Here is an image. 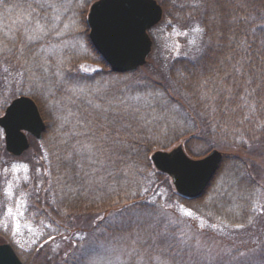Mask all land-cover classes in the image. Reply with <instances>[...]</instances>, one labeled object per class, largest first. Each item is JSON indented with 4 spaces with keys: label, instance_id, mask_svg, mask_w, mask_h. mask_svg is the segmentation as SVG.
I'll list each match as a JSON object with an SVG mask.
<instances>
[{
    "label": "trees",
    "instance_id": "trees-1",
    "mask_svg": "<svg viewBox=\"0 0 264 264\" xmlns=\"http://www.w3.org/2000/svg\"><path fill=\"white\" fill-rule=\"evenodd\" d=\"M20 1L28 9L29 4L25 0ZM159 2L164 8L161 22L173 16L175 24L185 30L192 26L201 29L193 45L179 43L175 50H171L172 55L150 57V53L144 66L126 73H116L88 39L100 64V69L90 79H107L108 88L112 86L115 92L110 96L105 93L94 96L91 92L75 89L76 82L66 77L69 81L67 84L72 87L68 91L69 96L74 94L76 98L73 99L75 102L68 104V108L78 106L80 109L76 116L72 114L74 124L79 130L82 125L87 132L86 136L80 133L79 141L85 139L87 145H92V153L67 158L55 130L50 136L57 151L54 148L51 150L47 166L49 170H46L53 179L51 184L47 185L44 174V178L39 179L36 174L38 163L29 161L33 173L28 184H25L29 212L36 221L46 223L53 230V235L67 230L73 234L81 233L85 239L114 237L119 220H115L113 214H106L110 209L120 215L126 210V214H136V208H151L148 199L162 196L153 183L168 177L165 172L151 166V154L158 148L173 147L181 138L186 140L187 152L195 157L216 145L235 146L264 155V150L257 145L264 143V0H176V7L170 9L164 1ZM124 74H129L125 82L120 79ZM131 87L138 91L157 89L163 96L164 102H161L163 105L158 112H165L169 117L165 116L161 135H158V128L162 124L160 120L151 117L142 108H139V113H133V108L128 110L130 113H123L114 106V95L126 88L131 90ZM35 100L42 110L40 101ZM106 100L113 104L116 111L112 107H103ZM179 112L189 119L187 123L179 124L180 121L171 116H181ZM189 113L196 120L190 119ZM169 121L172 125L165 126ZM146 123L151 125L147 126ZM147 128L151 131L148 132ZM101 132H106L110 139L102 140ZM113 141H116L115 146ZM191 142L200 145L192 149L188 145ZM3 143L2 138L0 150L4 152ZM36 146L37 140L32 137L31 147L25 153L28 154ZM38 150L37 155L40 156L42 148ZM5 154L8 152L5 151ZM233 165L235 170L228 168L223 174L219 173V177L216 174L196 201H202L214 192L220 193L230 203L236 202L232 210L240 214L238 219L242 217L244 221H251L256 214L254 203L258 197L257 183L261 175L254 161L249 159L237 158ZM3 166L4 163L1 168ZM229 172L231 175L227 182L225 175ZM173 194L172 198L181 196L184 201L188 199L187 203L194 201L177 190ZM107 195L111 198L103 202L101 198ZM166 201H160V210L169 213L172 208ZM202 207L208 211V205ZM167 217L170 216L163 215L165 220ZM259 219L262 221L252 223L257 224L259 229L260 240L257 242L263 240L264 229L263 216ZM122 221L124 223L125 220ZM138 223L144 226L145 221ZM165 223L171 224L169 221ZM157 225L155 222L152 226L145 224L142 234L148 237L146 244L155 243L162 257L173 254L172 247H164L173 243V238L160 232L161 228ZM165 227L179 242L185 235L181 225L175 227L183 230L174 226L171 228L170 225ZM247 253L252 256L245 257ZM263 254L264 247L261 246L246 250L241 258L247 262L243 264H264Z\"/></svg>",
    "mask_w": 264,
    "mask_h": 264
},
{
    "label": "rangeland",
    "instance_id": "rangeland-1",
    "mask_svg": "<svg viewBox=\"0 0 264 264\" xmlns=\"http://www.w3.org/2000/svg\"><path fill=\"white\" fill-rule=\"evenodd\" d=\"M92 1L25 0L29 4L27 9L20 0H0V115L4 113L12 98L26 94L40 101L42 105V110H40L47 123L43 137L36 138L37 146L35 149L32 148L28 154L25 153L28 149L22 155H13L6 147L5 151L8 154L0 150V241L11 243L26 264L247 263L241 258L242 255L245 256L246 250L264 247V229L263 240L257 242L260 240L259 229L257 224H252L254 221L256 223L262 221L259 219L260 216L264 219V155H257L249 150H240L235 146L216 145L212 147L222 150L224 154L216 174L219 177V173L223 174L224 171H228V168L235 170L233 164L237 162V158L254 161L261 179L257 183L258 197L254 203L256 214L251 221H244L242 217L238 219L240 214L232 210L236 202L230 203L220 193L214 192L210 196L207 195L202 201H196L198 198H190L194 200L189 201L190 203H187L188 199L184 201L181 196L172 198L176 188L172 177L166 172L167 179L153 183L162 196H153L148 199L151 208H144V210L136 208L134 212L136 214H126V210L120 215H116V211L110 209L109 214L106 215L113 214L115 220H119L115 227L114 237L85 239L81 233L73 234L67 230L53 235V230H50L46 223L36 221L34 215L29 212L26 197L28 192L25 187L33 175L29 161L33 160L38 163L36 174L39 175V179L42 180L44 178L42 174H44L47 185L51 184L53 179H50L46 170H49L47 166L51 150L54 148L57 151L50 136L55 133V130L58 132L57 137L60 138L61 144L63 143V151L67 158L68 156L79 157V155L84 157L86 152L90 155L92 153L90 149L92 145H87L85 139L79 141L80 133L86 136L87 132L82 125L79 130L74 124L72 114L76 116L75 114L80 112V109L78 106L68 108L69 103L75 102L73 101L75 96L74 94L69 96L68 91L72 87L67 84L69 81L66 77H71L76 82L75 89L81 92H91L94 96L101 95V93L110 96L115 92L112 91V86L108 88L107 79H90L92 74L100 69L98 56L88 41L90 40V28L86 18ZM163 1L168 5V9L177 5L176 0ZM172 17L164 18L163 22L160 21L149 29L148 32L153 39L150 57L159 54L172 55L171 50H175L179 43L193 45L194 41L196 42L195 39L199 32L195 29L198 27L192 26L185 30L175 24ZM120 79L125 82L129 79V74H124ZM156 90L138 91L132 87L131 90L126 88L118 91L113 101L114 106L123 113L129 112L128 110L132 108L135 110L133 113H139V108H142L141 110L148 112L151 117H156L155 119L162 123L158 128V135H161L164 130L165 116H169L165 112H158L164 100ZM103 107L106 109L112 107L116 111L109 100L104 101ZM179 114L181 116H171L179 120V124L189 121L187 117H183L184 113L179 112ZM189 114L190 119L196 120L193 114ZM146 124L151 125V123ZM165 124V126L172 125L170 121ZM147 130L151 131L149 128ZM2 138L4 141V134L0 135V140ZM184 139L181 138L174 146L182 143L185 147L186 140ZM195 143L191 142L188 145L192 149L194 146L199 147L200 144L195 145ZM3 144L5 145V141ZM257 145L264 150V143L259 142ZM39 148L43 151L40 156L37 155ZM3 163L4 166L1 168ZM151 166L153 167L154 164ZM230 175V172L225 175L227 182L230 180ZM9 186H11V194L8 191ZM109 198L111 196L107 195L101 199L104 202V199ZM162 200H167L166 204L171 206V212L160 210ZM207 205L209 206L208 211H205L206 208L202 206L207 207ZM9 208L12 209L11 214L8 212ZM145 209L149 210L145 213ZM186 210H191L193 215H187ZM166 214L170 217L165 220L163 215ZM122 220H125L124 223ZM138 221H145V224L148 223L151 226L155 222L161 228L160 232L170 234L173 243H170L171 245L168 243L169 245L164 247H172L173 254L162 257L155 243L146 244L148 237L142 234L145 224L140 226L139 223L137 224ZM165 225H170L171 228L174 226L178 230L182 228L175 226L181 225L185 229V235L180 237V242L169 229H166ZM237 225H242V227H237ZM176 236L178 237V234ZM250 256L252 254L247 253L245 257Z\"/></svg>",
    "mask_w": 264,
    "mask_h": 264
},
{
    "label": "water",
    "instance_id": "water-1",
    "mask_svg": "<svg viewBox=\"0 0 264 264\" xmlns=\"http://www.w3.org/2000/svg\"><path fill=\"white\" fill-rule=\"evenodd\" d=\"M163 17V7L158 0H95L91 3L87 14L89 36L94 47L109 63L112 71L126 72L136 70L147 62L152 50L153 39L148 29L157 24ZM120 19L126 22V41L118 43L111 29L103 21ZM24 106L29 113L28 126L20 122L6 119L0 126L4 129L6 149L13 154H22L30 147L28 132L40 138L47 128L36 100L29 95L21 94L14 97L6 106L4 113L17 112ZM4 113L0 116H3ZM222 150L212 148L203 156L193 157L188 154L183 144L174 148L157 149L152 155L154 165L173 178L176 190L189 198L203 195L214 178L221 160ZM165 158L168 163H165ZM187 160L188 163L177 166L175 161ZM0 247L7 248L14 256V264H24L23 260L9 242H0Z\"/></svg>",
    "mask_w": 264,
    "mask_h": 264
},
{
    "label": "snow or ice",
    "instance_id": "snow-or-ice-1",
    "mask_svg": "<svg viewBox=\"0 0 264 264\" xmlns=\"http://www.w3.org/2000/svg\"><path fill=\"white\" fill-rule=\"evenodd\" d=\"M136 3H143L144 0H135ZM108 25V27L111 29L112 34L114 39L118 43H124L126 41V31H127V25L126 22L120 19H109L106 21H103ZM41 28L43 26H40ZM67 27V25H65ZM195 31H201V29L196 28ZM187 34V33H183ZM97 107H99L97 105ZM6 119H9L13 122H20V125L23 127H27V121L29 120V113L26 107L21 106L17 112L13 113L11 111L4 113L3 116H0V123H4ZM106 119V117H105ZM101 128H103V125H101ZM4 134V129L0 128V135ZM118 135V133H117ZM102 140L110 139L108 134L106 132H101V137ZM116 145V141H113V146ZM165 163H168V159L165 158ZM174 163L177 164V166H182L188 163L187 160H180V161H175ZM9 193L11 194V186H9L8 189ZM183 208V206H181ZM9 214H11L12 209H8ZM187 215H193L191 210H186ZM237 227H242V225H237ZM17 228H19V225L17 224ZM0 264H14V256L12 255L11 251L7 248L0 247Z\"/></svg>",
    "mask_w": 264,
    "mask_h": 264
}]
</instances>
